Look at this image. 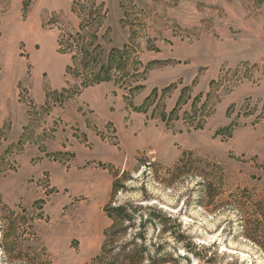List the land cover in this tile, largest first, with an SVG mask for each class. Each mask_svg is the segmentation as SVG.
<instances>
[{
  "label": "rangeland",
  "instance_id": "obj_1",
  "mask_svg": "<svg viewBox=\"0 0 264 264\" xmlns=\"http://www.w3.org/2000/svg\"><path fill=\"white\" fill-rule=\"evenodd\" d=\"M123 202L165 264H264V0H0V264H107Z\"/></svg>",
  "mask_w": 264,
  "mask_h": 264
},
{
  "label": "trees",
  "instance_id": "obj_2",
  "mask_svg": "<svg viewBox=\"0 0 264 264\" xmlns=\"http://www.w3.org/2000/svg\"><path fill=\"white\" fill-rule=\"evenodd\" d=\"M29 1L30 0H27V4ZM99 48L100 46L97 45L95 50H98ZM111 52L112 55L109 58L108 63L105 66L101 65L98 71L93 73L88 81L85 80V82L82 83V87L108 79L113 55L116 54V56H118L117 51L112 49ZM79 53L81 68H88L92 62L96 61V54L90 53L84 48L83 44L79 49ZM70 71L71 67L68 66L67 72ZM118 176H116L117 178H115L113 182L111 192L112 197H114L117 192L121 191L123 188L122 183L126 181L125 172H123L120 177ZM142 209L141 205L128 202L119 203L115 206L109 204L107 206L106 211L113 222L106 231L99 259H102L104 262L107 261V264H165V254L161 255V257L151 255L150 248L145 245V242L141 241L142 233H135L132 237L126 238L128 231L134 226L135 221L138 218L141 219L142 228L152 225L153 222L156 224V214L148 213L144 217ZM259 215L264 218V213H259Z\"/></svg>",
  "mask_w": 264,
  "mask_h": 264
}]
</instances>
